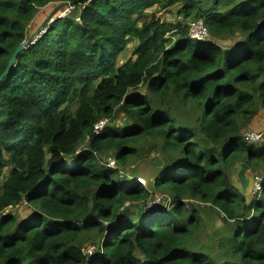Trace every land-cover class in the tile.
Masks as SVG:
<instances>
[{
  "label": "trees",
  "instance_id": "trees-1",
  "mask_svg": "<svg viewBox=\"0 0 264 264\" xmlns=\"http://www.w3.org/2000/svg\"><path fill=\"white\" fill-rule=\"evenodd\" d=\"M61 2L0 81V264H264V175L249 197L228 177L264 167V133L240 131L264 110V0H0V74L37 11ZM174 6L181 20L148 12ZM191 21L207 40L189 37ZM146 138L161 152L149 189L101 162L124 165ZM154 194L169 206L151 210ZM23 202L19 219L9 209ZM193 202L227 230L206 252L191 244Z\"/></svg>",
  "mask_w": 264,
  "mask_h": 264
},
{
  "label": "rangeland",
  "instance_id": "rangeland-1",
  "mask_svg": "<svg viewBox=\"0 0 264 264\" xmlns=\"http://www.w3.org/2000/svg\"><path fill=\"white\" fill-rule=\"evenodd\" d=\"M207 5L208 3H205L204 7H206ZM56 6L57 5L55 4L49 5L37 11V13L34 16V19L28 26V31H27V36H26L27 38L33 35V33L39 28V26L44 22V20H46L48 15H50L54 11ZM190 7L194 8L195 5L191 4ZM67 8H63L64 10H62L61 8L56 13H54L51 19L47 20V24L50 23L52 19H54L56 16H59V17L64 16V14L69 10ZM179 8L180 7L174 6L168 10L159 11L157 8L153 7V8L148 9V12L149 13L154 12L156 16L162 20L175 21V20H181V17L178 14H176ZM43 32H44V29H43ZM239 39L240 37L235 35L232 38L227 39V41L222 42V43L225 44V46L227 47L234 42H239ZM35 40L36 39H34L31 42V44L35 42ZM134 46H135V43L130 44L128 48L121 53L117 61L118 65L122 64V62H124L127 58L130 57L131 50ZM135 92L139 94H143L145 90L144 88H139L138 90H135ZM256 107H257L256 115L254 116V118L252 119L250 123L246 124V126H244L240 130L241 133L247 130H253V131L264 130V110L259 106V104H257ZM124 122H125L124 117L122 115H118L112 120L108 121L107 119L105 126L112 125L115 127H120ZM135 146L137 147L139 151L138 156L133 157L131 160H129L124 165L117 163L115 161L114 167H116L118 171L123 174V175L120 174L119 177H125L127 182L132 181L130 180V178L132 177H135L137 179L141 178L145 180V184L143 186L149 189L151 187V185L148 182L149 178H152V177L154 178V176L158 174V171L160 169V164L158 163L160 153H161L159 150V142L156 139L146 138V139L138 141L135 144ZM81 147H86V143L83 142ZM109 159L114 160L112 156L105 155L103 156V160H101V162L107 163L108 161H110ZM247 167L248 169L246 173L244 174L245 177L247 178V186L245 187L244 193L245 195L249 197L253 189H255V184L257 183V181L262 180L261 175H264V167L260 166L256 170H252L251 167H249L248 165ZM238 171H239V164L237 165V168L234 167L229 171L228 177H229L230 182L242 191L243 187H241L238 184V181L236 178ZM134 181H138V180H133L132 182ZM137 183H140V182H137ZM151 191L154 193H159L152 189ZM153 197L156 198V197H161V196L159 194H154ZM153 197L148 200L149 201L153 200L154 199ZM162 199H165V198L164 197L161 198L160 202H162L161 203L162 206L165 208L168 207L169 202L165 200L163 201ZM190 205L197 207L199 211V215L201 217L200 227L193 233L194 239L191 242L192 246L196 250L202 251V252H206L207 250L211 249V247L216 248L217 242L221 241L222 237L226 236L225 233L227 232L225 228V224L222 222V219H221L222 215L207 205H201L195 202H193ZM130 206L133 208L135 212H137L138 209L137 207H135V204H130ZM151 206L152 207H150V209L155 210L156 208L155 205H151ZM206 207H209V208H206ZM9 211L11 213H14L19 219H22L30 215L32 208L27 203L23 202L14 208H10ZM89 245L91 244H87L85 247ZM85 247H83V249H85Z\"/></svg>",
  "mask_w": 264,
  "mask_h": 264
},
{
  "label": "built area",
  "instance_id": "built-area-1",
  "mask_svg": "<svg viewBox=\"0 0 264 264\" xmlns=\"http://www.w3.org/2000/svg\"><path fill=\"white\" fill-rule=\"evenodd\" d=\"M188 30H189V37L194 39V40H198V41H204V40H207L208 38V31L206 29V27L203 25V23L201 21H191L188 23ZM106 120L107 119H101L99 120L98 122H96L92 128V133L97 135L99 134L104 126L106 125ZM264 133V130H259V131H253V130H247V131H244L242 133V137L245 141H248V142H257L261 139L262 135ZM110 160V159H109ZM114 164H115V160H110L106 163V165L108 167H114ZM130 180H138V181H134V182H140L139 184L141 185H144L145 184V180L139 178H135V177H132L130 178ZM260 182L261 181H257V183L255 184V189H253L252 193H256V192H259L260 189H261V186H260ZM161 201V197H156L154 198L153 200L149 201L148 202V207H152L151 205H158ZM154 203V204H152ZM94 249V246H89L87 247V251L88 252H91L92 250Z\"/></svg>",
  "mask_w": 264,
  "mask_h": 264
},
{
  "label": "water",
  "instance_id": "water-1",
  "mask_svg": "<svg viewBox=\"0 0 264 264\" xmlns=\"http://www.w3.org/2000/svg\"><path fill=\"white\" fill-rule=\"evenodd\" d=\"M71 6V4L69 2H61L59 4H57L56 8L54 9V11L48 15V17L46 18V20H44V22L39 26V28L33 33V35H31L30 37H28L25 41H23L21 44H19L12 56L10 57L5 69L1 72L0 74V81L8 74V72L11 70V68L15 65L16 63V58L17 56L27 47L31 44V42L34 39H37L39 37V35L43 32V29L45 28L46 24H47V20H50L52 15L54 13H56L58 10H60L63 7H69ZM237 168V167H236ZM248 167L246 164L244 163H239V171L237 173V181L238 184L243 187V190L241 191L242 194H245V187L247 186V178L245 177V173L247 171Z\"/></svg>",
  "mask_w": 264,
  "mask_h": 264
}]
</instances>
